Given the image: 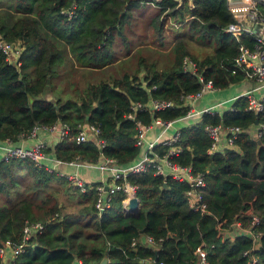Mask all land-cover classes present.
<instances>
[{
	"label": "trees",
	"instance_id": "trees-1",
	"mask_svg": "<svg viewBox=\"0 0 264 264\" xmlns=\"http://www.w3.org/2000/svg\"><path fill=\"white\" fill-rule=\"evenodd\" d=\"M146 3L155 8L150 24L157 35L162 34L166 18L175 21L174 25L180 22L178 29L185 28L171 46L168 68L157 69L141 57L131 73L87 82L74 95L47 99L45 92L53 87L52 80L67 54L72 62L92 69L114 60V37L123 36L131 11ZM259 7L264 12V5ZM233 21L226 0H193L192 4L175 0H0V36L20 48L17 65L0 52V144L18 145L20 139L31 137L35 126L60 123L66 125L68 135L43 149L53 159L94 167L103 158L122 167L136 163L144 149L134 143L139 125H148L155 117L170 120L183 115L187 106L180 96L199 87L195 74L183 70L184 57L217 89L244 79V71L234 66L233 59L239 42L251 49L253 38L243 34L236 40L224 31ZM188 36L210 51L200 58L190 53L185 45ZM151 99L173 104L150 111ZM134 103L140 106L132 109ZM246 103L247 98L239 95L220 113L203 112L178 121V139L173 145L179 149L174 153H168L171 145L162 142L152 148L159 157L165 155L171 163L188 166L192 175L202 176L205 211L187 205L185 180L156 174L151 167L126 174L139 201L138 214L125 215L120 190L99 214L94 207L96 182L85 183L83 191L72 185L77 208L63 210L45 189L51 180L68 182L57 169L29 158L0 159V246L6 240L13 246L21 243L26 222L41 224L39 231L24 240L21 251L8 255L4 264H99L102 258L105 264H146V258L156 264H189L195 262L198 248L204 250L206 264H248L250 255L257 259L254 264H264V99L257 112L247 110ZM83 124L98 128L102 146L71 138ZM205 124L237 125L243 130L236 134L234 148L208 152ZM258 125L263 129L253 139L246 129L255 130ZM20 172L28 177L23 188L18 183ZM13 192L22 196L13 199ZM253 215L257 222L250 230L260 233L261 248L253 246L244 254L251 237L245 233L227 237L225 231L234 221L247 226ZM146 234L155 240L156 248L141 239Z\"/></svg>",
	"mask_w": 264,
	"mask_h": 264
},
{
	"label": "built area",
	"instance_id": "built-area-1",
	"mask_svg": "<svg viewBox=\"0 0 264 264\" xmlns=\"http://www.w3.org/2000/svg\"><path fill=\"white\" fill-rule=\"evenodd\" d=\"M226 3L228 9L231 11L234 21L227 24L224 31L232 34L236 40H238L243 34H250L253 38V46L251 49H249L242 42H239L238 54L236 57H234L233 64L236 67H240L244 71L243 75L245 79L253 81L252 88L239 95H244L247 98L245 107L247 110L257 112L262 108V100L264 99V96L255 97L252 94V90L259 89L260 87L264 86V12H262L259 7V4L264 5V2L261 0H241L238 2H229L226 0ZM179 25L180 22L175 24V26ZM19 49L20 48L17 44L8 42L0 36V52L5 56L7 61L13 62L17 65L18 62L16 59L18 57ZM182 68L189 73L195 74L199 82V87L196 92L180 96L182 105L187 106L186 112L175 119L162 120L159 117H155L150 124L139 125L135 134L134 143L137 146H143L144 149L141 153L140 159L136 163L127 167H122L117 164L115 165L113 160L110 158H103L102 162L95 164V167L98 169V171L103 174V177L95 184L96 196L94 200V207L99 214L109 206L111 195L117 190H120L124 193L121 203L122 210L125 212L127 210L128 198L134 195V186L127 182L126 174L128 172L144 171L147 167H151L153 172L156 174L171 175L177 180H185L188 183V188L184 192L187 205L193 210H206V204L202 199L204 186V180L202 176L200 174L192 175L188 166L183 167L171 163L165 155L159 157L152 150L155 143L162 142L163 144L171 145L169 147L168 153H174L178 151L179 147L173 145V143L178 139L177 130L180 128V126H174L168 136L164 139H161V137L165 135V131L167 129L171 128L174 123L178 121L190 119L191 117L200 115L203 112L220 113L222 111H217V107L221 106L223 103L221 100H217L209 106H196V102L203 95L212 93L213 91L217 90V88L213 86V81L211 79H206L201 72H197L196 65L191 59L184 57L182 61ZM172 104L173 103L169 100L151 99L149 103V110L154 111L163 109L165 107L171 106ZM139 106L140 105L138 103H134L132 104L131 108L135 109ZM229 108L230 107L223 109ZM128 116H130V114ZM155 126L159 127L160 131L152 140L144 142L145 132ZM40 127L45 130L56 132L58 139L68 135V128L65 124L56 125L55 123L48 127ZM35 128L36 126L34 129H32L28 136L32 137L34 135L36 130ZM203 129L210 138L208 152L222 151L225 148H234L236 134L243 130L237 125L223 126L220 124H205ZM262 129L263 126L258 125L255 130L246 129V132L250 134L253 139H256L260 135ZM98 132L99 130L95 125L83 124L79 126L77 133L71 138L76 143L92 140L96 146L100 147L103 144V140L97 136ZM44 147L45 144L42 141H36L29 146H23L21 144L13 145L11 142L6 141L5 143L0 144V159L14 157L29 158L34 160L36 164H42L44 163L43 160L48 159L46 153L43 152ZM53 160L55 164L66 163L69 165H75L76 167L80 165H91V163H79L74 161L62 162L55 159ZM45 165L47 168L52 169L51 165ZM107 173L109 174V183H107L106 179H104V176ZM59 174L65 176L79 190L83 191L86 188L84 181L81 179L76 170L69 173L59 172ZM256 222L257 218L253 215L251 216L250 222L247 226L243 227L239 221H234L225 231V235L227 237H233L239 233H245L251 237V246L248 250L243 252L244 254H247L251 249H253L252 247L256 242H258L257 238L260 233L250 230V225H253ZM40 228L41 224L39 222H26L22 228L21 243L13 246L8 240L4 241V243L0 246V257L3 264L6 262L8 255L13 257L19 251H21V246L24 243V240L27 237L33 235L34 232L39 231ZM141 239L151 248H156V242L150 235H143L141 236ZM135 241V239H132L131 244H134ZM196 253L197 257L195 262L189 264H206L204 250L198 248ZM256 260L257 259L255 256L250 255L248 264H254ZM144 262L146 264H156L151 258L144 259Z\"/></svg>",
	"mask_w": 264,
	"mask_h": 264
},
{
	"label": "rangeland",
	"instance_id": "rangeland-1",
	"mask_svg": "<svg viewBox=\"0 0 264 264\" xmlns=\"http://www.w3.org/2000/svg\"><path fill=\"white\" fill-rule=\"evenodd\" d=\"M154 10L155 8L152 4L146 3L131 11L130 21L122 29L123 36H115L111 43V48L114 51V60L103 68L82 67L78 63L72 62L67 54L58 68L59 74L52 80L53 87L45 92L47 99L53 100L57 94H61L62 97L66 94L74 95L87 82L110 79L111 77L120 76L124 72L131 73L141 57L150 62L152 61L157 69L168 68L172 58L171 46L179 37V32H182L185 28L178 29L180 25L175 26L173 24L175 21L171 20V18H166L162 34L157 35L155 28L150 24ZM185 45L187 50L198 58L210 51L208 46L199 44L192 36L186 38ZM46 156L48 159L44 160V163L50 161L52 164V157L47 153ZM52 168L56 169L55 167ZM27 180L28 177L22 174L18 182L21 188H23L24 182ZM46 184L45 189L63 206V210H76L77 197L75 196L76 193L72 194L74 193L72 190L73 184L69 180L67 183L51 180ZM20 196L22 195L13 192V199ZM0 200L2 201V197H0Z\"/></svg>",
	"mask_w": 264,
	"mask_h": 264
},
{
	"label": "crops",
	"instance_id": "crops-1",
	"mask_svg": "<svg viewBox=\"0 0 264 264\" xmlns=\"http://www.w3.org/2000/svg\"><path fill=\"white\" fill-rule=\"evenodd\" d=\"M253 86V81H250L248 79H243L242 81L231 84L227 88L224 89H217L213 91L212 93L205 94L203 95L197 102L196 106L197 107H203V106H209L212 105L213 102L215 101H223L221 106L217 107V111H221L223 108H228L230 107L231 104H228V102H231L235 98V96L251 89ZM252 94L255 97H262L264 96V86L260 87L259 89H254L252 90ZM225 101V102H224ZM227 104V106H226ZM56 125H60V123H56ZM174 126H180L179 124L174 123V125L167 129L165 131V135L161 137V139H164L165 137L168 136V134L171 132V130L174 128ZM34 135L32 137H27L24 139L19 140V144L23 146H29L35 143L36 141H42L45 144V147H51L56 141H58V137L56 132L54 131H49L45 130L40 126H36L35 128ZM160 131L159 127H152L151 129L147 130L145 132L144 136V142H147L149 140H152L155 135ZM47 153V152H46ZM49 155V154H48ZM51 156V155H49ZM52 164L51 162H46L45 164H51L52 167H55L59 172H73L74 170L77 171L81 179L84 181L86 184H90L91 182H98L102 177L103 174H101L96 167H94L93 164L86 166V165H80V166H75V165H67L63 163L55 164L53 158ZM44 162V160H43ZM106 178V182L109 183L110 179L109 177L104 176V179Z\"/></svg>",
	"mask_w": 264,
	"mask_h": 264
},
{
	"label": "water",
	"instance_id": "water-1",
	"mask_svg": "<svg viewBox=\"0 0 264 264\" xmlns=\"http://www.w3.org/2000/svg\"><path fill=\"white\" fill-rule=\"evenodd\" d=\"M178 4H181L182 1H187L189 4H192L193 0H175ZM229 2H238L241 0H228ZM264 2V0H261ZM139 211V201L138 198L133 195L128 198L127 200V210L125 211V215L131 213V214H138ZM254 246H257L258 248H261L259 245V242H256ZM106 259L102 258L99 264H105Z\"/></svg>",
	"mask_w": 264,
	"mask_h": 264
}]
</instances>
